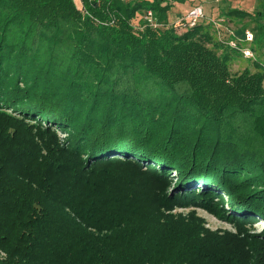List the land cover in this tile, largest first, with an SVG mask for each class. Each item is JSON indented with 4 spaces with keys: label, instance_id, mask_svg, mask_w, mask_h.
<instances>
[{
    "label": "trees",
    "instance_id": "1",
    "mask_svg": "<svg viewBox=\"0 0 264 264\" xmlns=\"http://www.w3.org/2000/svg\"><path fill=\"white\" fill-rule=\"evenodd\" d=\"M175 1L0 0V264H264V0Z\"/></svg>",
    "mask_w": 264,
    "mask_h": 264
},
{
    "label": "rangeland",
    "instance_id": "2",
    "mask_svg": "<svg viewBox=\"0 0 264 264\" xmlns=\"http://www.w3.org/2000/svg\"><path fill=\"white\" fill-rule=\"evenodd\" d=\"M201 6L203 8V11L205 13V16L203 17L205 22L212 21L214 23V27L218 28L222 33H220L221 37L224 39L228 38V30L227 27H231L233 29L232 34L233 38L229 41V44L232 47H237L238 43V38L239 39H245V34L240 32V29L242 28L241 25L236 26L235 23H227L224 22L222 19V11L226 10L228 7H239L242 9H246L248 11H255L257 8L260 6V0H184L183 2H178L175 1V6L173 11L170 14V19L172 22L178 23V32L182 33L184 28H181L179 26V21L181 20L182 17L187 18L189 12L191 9L194 7ZM247 30L252 31L251 29L247 28ZM245 31V32H246ZM237 38V39H235ZM247 41V40H246ZM232 42H235L236 45H233ZM246 47H244L243 51L245 50ZM248 48V47H247ZM245 57H239L236 58V61H232L231 63V70L233 74L235 75H240L242 74L246 69H249L250 71H255L253 64L251 61L248 59V57H251L250 55H246L244 52ZM11 111V109H9ZM13 115L21 116L19 113L13 112ZM32 123H36V120H30ZM43 125H46L45 123H42ZM58 135L61 138H64L67 135L66 130H57ZM177 171L172 170V176L175 175ZM178 175V174H177ZM174 183L178 182L177 176L175 177ZM199 186V185H197ZM229 205V202L226 206ZM200 214L203 215L208 222V225L212 228H228V229H233V225L229 222L222 221L220 219H217L215 216L212 214L208 213L205 210L200 209L199 210ZM240 214H243V212H239ZM243 217V216H241ZM253 233H259L264 229V221L263 220H258L257 223H254L253 226L250 228Z\"/></svg>",
    "mask_w": 264,
    "mask_h": 264
},
{
    "label": "built area",
    "instance_id": "3",
    "mask_svg": "<svg viewBox=\"0 0 264 264\" xmlns=\"http://www.w3.org/2000/svg\"><path fill=\"white\" fill-rule=\"evenodd\" d=\"M78 6V8L82 11V12H86V7H85V0H74ZM204 16V11L203 8L201 6H197L194 7L193 9H191V11L189 12L186 20L188 21L189 25H195L199 19H201ZM145 18L147 19V21L152 25V26H156L158 23L156 21V19L154 18L153 12L151 10H148L146 12ZM245 39L248 42L253 41L254 39V34L252 31L247 30L245 32ZM233 45H236L235 42H232ZM244 52L246 53V55H250L253 56V51L248 47L245 48Z\"/></svg>",
    "mask_w": 264,
    "mask_h": 264
}]
</instances>
